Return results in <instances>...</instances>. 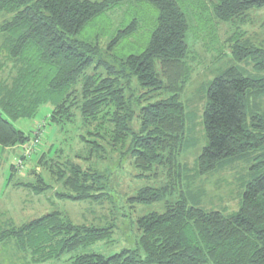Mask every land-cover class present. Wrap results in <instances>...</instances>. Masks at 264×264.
Segmentation results:
<instances>
[{
	"label": "trees",
	"instance_id": "obj_1",
	"mask_svg": "<svg viewBox=\"0 0 264 264\" xmlns=\"http://www.w3.org/2000/svg\"><path fill=\"white\" fill-rule=\"evenodd\" d=\"M122 1L0 0L3 46L15 65L14 83L7 87L11 100L4 104L8 115L0 109V145L11 147L28 141L31 135L12 120L34 118L44 105L52 108L50 125L76 124L81 115L83 126L94 131L89 133L109 147L84 140L91 147L84 161H90L98 149L107 150L109 155L101 154V159L118 154V168L123 156H128L137 176L165 175V185L142 188L129 200L151 203L173 194L184 178L180 155L185 140V105L181 95L192 75L187 41L191 26L181 0H134L158 10L151 38L142 52L105 61L98 57V39L83 40L81 34L109 6ZM212 5L214 20L241 24L251 11L264 7V0H214ZM125 32L120 30L111 39L110 49ZM233 38L235 63L220 73L207 91L204 126L208 144L196 168L201 175L216 169L222 160L240 159L264 149V115L255 113L260 108L252 106L264 98V75L249 74L239 66L252 63L253 70L264 73V47L249 39L242 43L238 36ZM136 90L142 91L132 99ZM21 91L29 92L32 99L22 100ZM151 92L155 95H147ZM259 156L262 160L252 168L253 181L247 183L237 211L225 213L191 205L180 191L163 212L136 220V247L109 257L78 254L71 258L73 264H264V151L254 158ZM55 157L43 155L39 163L47 173L33 172L36 182L22 184L45 190L50 173L65 190L60 197L75 201L104 197L102 192L109 189V167L83 169L84 164L70 160L63 162V167L59 161L55 165ZM12 168L14 175L27 172ZM68 168L70 175L65 171ZM111 229L76 224L55 211L20 227L0 229V243L42 262L103 240Z\"/></svg>",
	"mask_w": 264,
	"mask_h": 264
},
{
	"label": "rangeland",
	"instance_id": "obj_2",
	"mask_svg": "<svg viewBox=\"0 0 264 264\" xmlns=\"http://www.w3.org/2000/svg\"><path fill=\"white\" fill-rule=\"evenodd\" d=\"M181 3L191 26L187 41L189 44L188 59L192 66L190 81L181 95V100L185 105V140L180 155L184 171L182 186L161 201L132 203L129 201L130 197L136 196L140 189L147 186L158 188L165 185L167 183L166 178H164L165 175L162 177L137 176V170L131 164L128 156H123L119 168L117 167L118 154L114 157L111 155L110 159L108 156L106 161L102 160L100 155H109L106 152L109 147L106 142L100 138H94L93 133H89L94 131L91 127L87 130L83 126L81 115L78 116L76 124L70 123L62 127L50 125L48 117L52 108L49 104L44 105L34 118L21 117L16 121L12 120L13 124L26 134L31 135L32 130L37 126H40L43 134L36 154L34 153L35 157L33 160H27L26 167L22 172L27 171V174L46 172L39 160L43 155L52 154V149H49L50 144H47V147L45 145L44 153L38 151L48 137L49 140H54V147L58 148L53 154L57 157L61 155L60 160L55 157V165L59 161V166L64 167L63 162L70 160L76 164H84L83 169L93 166L99 170H104L109 167L108 172L111 173L108 181L109 189L107 194L102 192L105 194L104 197L81 201L58 198L56 192L65 193V190L61 183L56 181L54 177L51 178L50 173L49 180H46L49 187L46 188L45 196L53 201V208L50 211L61 212L76 224L93 225L100 228L112 226L111 233L107 238L79 248L77 251L66 252L59 259H49L42 262H34L29 256L23 257L14 246L5 244V248L0 245V255L3 256H0V264H73L71 258L78 254L97 253L109 257L124 248H134L137 245L136 220L152 212H163L167 202L176 200L180 191L184 193L183 196L186 197L189 204L206 210L230 213L240 208L246 185L253 181L252 168L262 160L260 156L254 158V155H260L264 149L240 159L222 160L216 169L202 175L197 172L196 168H198V157L208 144L204 126L208 87L220 73L235 63L231 52L233 42L230 38L233 40V37L238 36L239 39H242V43L249 39L254 44L264 47V7L251 11L247 21L239 24L237 21L236 23L234 21L225 23L214 20L212 5L214 0H181ZM158 15V10L150 3L123 0L118 4L109 6L90 22L83 30L81 38L90 42L98 39L100 52L98 57L112 62L118 58H125L129 54H138L145 49L156 27ZM123 29L126 30L125 35L117 45L110 49L111 39ZM243 32L246 33L244 35L239 34ZM239 66L249 74L264 75L263 72L253 70L254 64L252 63H240ZM13 75H15V65L10 59L7 48L3 46V38L0 33V109L6 116L9 112L5 111L4 104L11 100L7 87H11L14 83ZM141 91L133 92L131 98L135 99ZM21 92L23 93V91ZM151 94L155 95L154 92L147 95L152 96ZM32 97L33 95H30L29 92L27 94L24 92L21 95L22 100H31ZM252 106L260 108L255 113L264 115V98L257 101L255 106L253 103ZM12 107L14 106L12 105ZM86 139L96 140L95 145L103 144L107 150L103 152L98 149L90 161H84L83 158L89 156L91 148L84 141ZM48 143H52V141ZM21 151L22 148H18V152H15L14 155L12 150H4L0 146V174L5 175V173L12 172L11 165L13 167ZM78 155H80L79 158ZM65 171L70 175L71 170L69 168ZM15 177L20 178L18 175ZM34 179L36 182V178ZM0 200L2 201L1 196ZM29 201L30 199L26 198L25 206L28 205ZM25 208L29 209L28 207ZM25 211L22 210V215Z\"/></svg>",
	"mask_w": 264,
	"mask_h": 264
},
{
	"label": "crops",
	"instance_id": "obj_3",
	"mask_svg": "<svg viewBox=\"0 0 264 264\" xmlns=\"http://www.w3.org/2000/svg\"><path fill=\"white\" fill-rule=\"evenodd\" d=\"M49 141H52V143H48ZM54 140H46L45 144L41 147V149L38 152L44 153V147L47 144H50L49 149L51 150V155H53V152L58 149L54 147ZM1 146V145H0ZM4 150H12L15 155V152H18V148H21L20 144L11 146V147H5L1 146ZM37 152V153H38ZM36 154V153H35ZM34 156L29 159L33 160ZM13 155V156H14ZM41 155V154H40ZM49 155V157L51 156ZM11 173H5V175L2 173L0 174V196L2 198V201L0 200V229L1 231L4 230L6 227H20L23 224L29 223L30 221H33L34 219L40 218L42 216H45L47 214L53 213L50 211L53 207V201H51V198L46 197L45 193L47 192V189L38 191L32 186L29 185H23L22 181L33 183L34 182V175L31 173L29 174H18L20 178L15 177L17 174H13V168L11 165ZM23 175V176H22ZM23 178V180H22ZM50 175L47 176V179L49 180ZM51 178H53L51 176ZM7 190V191H6ZM60 192H56V195L58 198H61L59 196ZM24 198V199H23ZM26 198H29L30 201L28 205L31 206H25L26 205ZM63 198V197H62ZM67 199V198H64ZM71 200V199H67ZM75 201V200H72ZM24 207V208H23ZM25 207H28L29 209H26ZM22 210H26L25 213L22 215ZM30 216V217H29ZM0 231V234H1ZM0 240H2L0 238ZM5 242L0 243L3 247H5ZM3 257V256H2Z\"/></svg>",
	"mask_w": 264,
	"mask_h": 264
},
{
	"label": "built area",
	"instance_id": "obj_4",
	"mask_svg": "<svg viewBox=\"0 0 264 264\" xmlns=\"http://www.w3.org/2000/svg\"><path fill=\"white\" fill-rule=\"evenodd\" d=\"M42 135L43 134L40 130V126H37L35 129L32 130L30 139L20 144L22 148V154L13 165L16 170L24 171L27 160L31 159L33 154L38 149Z\"/></svg>",
	"mask_w": 264,
	"mask_h": 264
}]
</instances>
